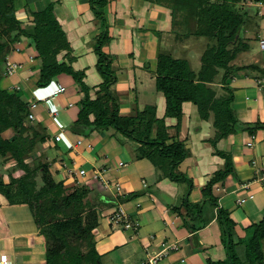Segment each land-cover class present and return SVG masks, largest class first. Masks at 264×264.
<instances>
[{"label":"crops","instance_id":"crops-1","mask_svg":"<svg viewBox=\"0 0 264 264\" xmlns=\"http://www.w3.org/2000/svg\"><path fill=\"white\" fill-rule=\"evenodd\" d=\"M106 1L104 13L109 40L102 51L110 56L111 70L116 76L110 90L119 102V116L136 117L146 107L152 106L155 117L158 120L164 118L170 138L166 145L183 142L188 152L177 172L191 181L192 190L187 201L192 206L202 203V190L224 167L225 160L217 152L229 156L234 175L215 183L212 196L217 200L218 208L230 214L238 235L242 237L246 228L259 224L264 218V130L252 135L238 132L213 146L210 141L216 130L212 124V113L208 119H201L195 105L183 103L178 126L175 118H166L165 98L155 86L157 58L164 51L163 46L169 45L168 51L172 56L186 60L196 71L200 67L201 54L196 60L194 45L201 43L204 50V41L191 37L184 42H176L171 31L170 11L164 7L144 0ZM89 2L20 0L16 18L22 23V29H31L30 15L45 10L50 4L54 6L56 20L71 48V67L84 73L90 98L95 99L102 83L96 71L97 56L94 53L101 29L90 11ZM238 8L248 9L250 25L264 26V0H242ZM249 31L248 28L243 31L245 37L251 36ZM16 34L12 32L7 39L10 48L1 66L0 89L16 91L28 105L36 106L29 113L33 116L32 122L40 124L47 133L41 150L42 163L48 164L54 181L62 182L65 189L87 186L91 189L89 200L93 201L96 196L101 199L95 208L97 227L92 232V242L94 240L102 262L149 264L155 260L156 264H209L223 261L225 251L221 226L216 219L217 209L205 206L203 220L206 226L190 233L184 227L182 217L189 224L202 222L182 207L186 183L170 181L160 172L156 173L148 160H137L135 149L138 145L111 129L92 133L88 138L71 134L67 128L77 119L81 109L78 86L71 76L61 74L47 87L38 88V53L24 36L13 41ZM253 36L257 45L252 48L249 44L247 51H242L229 63L230 67L264 68V61H258L255 56V51H260L258 41L264 38L260 33ZM64 55L65 52H61L57 60L68 64ZM250 56H253L251 61ZM6 62L19 64L21 69L7 76ZM221 76L220 71L211 82L217 90L223 85ZM257 76L255 71L249 75L238 72L224 81V85L233 90L232 107L241 123L264 124V92L257 85L264 77ZM155 133L156 128H153L151 138ZM1 136L10 139L12 132H3ZM95 171L111 184H118L120 191H104L100 181L93 178ZM4 179L9 181L6 175ZM175 207H179L181 216L171 211ZM118 209L125 211L136 223L135 229H112L109 218ZM0 218L6 223V226L2 225L6 231L0 233V255H7L12 264H45L44 243L38 230L34 224L24 229V222L30 223L32 218L28 209L8 207L0 197ZM261 246L264 253V240Z\"/></svg>","mask_w":264,"mask_h":264},{"label":"trees","instance_id":"trees-1","mask_svg":"<svg viewBox=\"0 0 264 264\" xmlns=\"http://www.w3.org/2000/svg\"><path fill=\"white\" fill-rule=\"evenodd\" d=\"M20 0H0V80L1 66L9 53V39L17 32L13 41L24 36L35 47L40 61L38 88L47 87L53 78L66 74L72 77L81 95L77 119L67 128L76 136L88 138L92 133H101L109 129L120 137L138 145L136 159H146L164 178L173 182L186 183L187 189L182 200L190 216L201 220V224H189L182 217L184 227L190 233L203 229L204 207L217 209L216 219L221 226L222 246L225 259L209 264H264L261 242L264 240V218L259 224L251 225L240 237L236 224L230 214L218 208L217 200L212 196V186L234 175L231 160L224 153L217 152L225 160L222 170L216 172L202 190L201 204L191 205L187 196L192 190L191 181L177 172V168L188 155L184 143L175 142L166 145L170 139L164 118L155 117V108L146 107L136 117H120L119 102L110 87L115 84L116 76L111 70V58L102 49L109 40L108 25L104 9L106 0H90V11L100 23L101 34L98 37L94 53L97 56L96 71L102 78L96 92V98H90V88L84 83V73L71 67V48L66 34L54 15V6L50 4L41 12L32 13L33 27L24 30L16 18L17 2ZM170 11L171 31L176 42L189 38L204 39V50L200 55V67L193 71L184 59L172 55L157 58L155 86L166 102L165 117L175 118L177 126L182 116V104L192 103L197 107L201 119L213 114L215 137L210 143L238 132L254 134L264 130V124L241 123L232 107L233 90L224 85L232 74L255 71L264 77V68L255 66H229L236 56L249 49L244 42L243 31L250 26L247 13L238 8L242 0H144ZM261 1V0H254ZM65 52L68 64L59 62L57 56ZM222 72L221 87L211 86L213 77ZM257 76V77H258ZM29 105L16 91L0 89V197L8 207H26L34 221L45 249V264H101L100 255L92 242V232L97 227L95 208L101 203L99 196L93 201L88 199L91 189L87 186L65 189L62 182H55L47 163H42L43 155L38 144L47 139L46 131L37 122L29 119ZM156 128L155 137L151 138ZM11 131L10 139L1 134ZM13 164L7 166L6 164ZM3 167V168H2ZM7 167V168H6ZM8 176L6 182L4 176ZM180 214L179 207L171 209ZM85 249V250H83Z\"/></svg>","mask_w":264,"mask_h":264},{"label":"built area","instance_id":"built-area-1","mask_svg":"<svg viewBox=\"0 0 264 264\" xmlns=\"http://www.w3.org/2000/svg\"><path fill=\"white\" fill-rule=\"evenodd\" d=\"M259 44V50L261 52H264V39H259L258 41ZM21 69V65L19 64H14V63H10V62H6L5 64V74L7 76H11L13 74H15L16 72H18ZM258 87L264 92V79L259 80L257 82ZM59 91H61L59 89ZM36 106L33 105H29V110L34 109ZM29 119L32 121L33 120V116L29 115ZM81 175H84V172H80ZM94 179H97L100 181L101 183V188L105 191H113L114 193H118L120 191V186L118 184H111L109 181L104 180L102 178V175L100 174V172H94ZM109 222H110V226L112 227V229H122V230H127V229H135L137 227L136 223L132 221V219L130 218V216L123 211L122 209H118L116 212H114L110 218H109ZM176 248V247H173ZM0 264H12V262L10 261V259L8 258L7 255L3 254L0 255ZM149 264H156L155 260H151L149 262Z\"/></svg>","mask_w":264,"mask_h":264},{"label":"rangeland","instance_id":"rangeland-1","mask_svg":"<svg viewBox=\"0 0 264 264\" xmlns=\"http://www.w3.org/2000/svg\"><path fill=\"white\" fill-rule=\"evenodd\" d=\"M247 2V1H246ZM245 7V6H244ZM246 8H248L247 6H246ZM245 8V10H243V11H245L246 13L248 12V9H246ZM252 24V23H251ZM248 29L250 30L249 31V33H250V35L251 36H247L246 35V37L245 36H243V39H244V42L245 43H248V44H250V46L252 47V48H254V46L255 45H257V43H256V40H255V36H253L254 35V33H260L261 34V37L262 38H264V26H260V28L256 25V23L254 24V25H250L249 27H248ZM199 41H206V40H204V39H201V40H199ZM194 48L196 49V52H197V56H196V60H198V56L202 53V45H201V43L200 44H195L194 45ZM162 50H164V51H162V56L164 57V56H167V55H171L170 53H169V45H168V47H166V46H163V49ZM255 56H257V59H258V61H261V62H263L264 61V52H261V51H259V52H256L255 51ZM173 58H175L174 56H172ZM251 58H253V56H250L249 57V60L251 61L252 59ZM178 59V58H177ZM180 59V58H179ZM11 80H13V79H11ZM10 92H13V91H10ZM9 92V93H10ZM18 94H20V93H18ZM23 96V95H22ZM4 136V138H6V137H8V136H6V135H3ZM12 136H13V133H12ZM38 148V151L41 153V150H43L44 149V147L42 146V145H39L38 144V146H37ZM42 154V153H41ZM11 164H13L12 162H9V163H7L6 165L7 166H9L10 167V165ZM3 168V167H2ZM7 168V167H6ZM154 170H156L155 168H154ZM0 172L2 173L3 172V170H0ZM156 173H158V171L156 170ZM157 175V174H156ZM31 217V216H30ZM29 219V218H28ZM29 221H30V223H27V222H24V229H26V228H28V227H32V224H34V221H33V219L32 218H30L29 219ZM4 221H2V219L0 218V233H1V231H6L4 228H3V226H6V223L4 224ZM3 225V226H2ZM8 229V228H7ZM30 229V228H29ZM31 229H34V228H31ZM7 235V233H4V235ZM93 243L95 244V242H94V240H93ZM83 250H85V249H83ZM100 261H101V264H104V262L105 261H103L102 262V260L100 259Z\"/></svg>","mask_w":264,"mask_h":264}]
</instances>
